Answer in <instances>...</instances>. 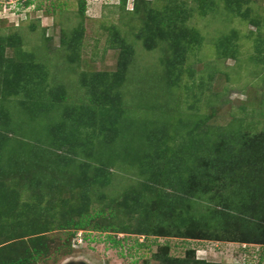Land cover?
Returning a JSON list of instances; mask_svg holds the SVG:
<instances>
[{
  "label": "rangeland",
  "instance_id": "obj_1",
  "mask_svg": "<svg viewBox=\"0 0 264 264\" xmlns=\"http://www.w3.org/2000/svg\"><path fill=\"white\" fill-rule=\"evenodd\" d=\"M201 1L136 0L138 8L133 11L134 0H128L126 6L122 0H85L83 16L80 0H33L29 8L20 6V0H0V37L4 40L0 44V169H14L0 183V253L7 259L23 264H168L163 260L167 255L186 257L193 250L197 259L217 264H245L249 260L264 264V254H260L264 245L236 242L256 239L251 236L258 234L254 219L256 224H264V202L257 198H251L244 210L248 212L254 205L260 215L235 214L230 241L184 239L175 230L167 236H157L155 230L134 235L116 231L123 225L133 229L138 224L126 212L125 199L143 182L141 170H131L137 174L135 178L112 167L108 169L112 179L106 185L90 182L89 187L78 180L85 167L89 166L90 177L102 169L101 159L92 155L90 148L94 146L82 147L83 140L93 130L97 133L102 121L114 122L116 116L124 122L127 118L148 122L153 113L145 109L137 92L148 80L155 83L157 75L164 73L162 62L173 58L174 50L179 48V52L182 46L188 52L182 67L185 70L171 91L181 102L166 134L168 139H177L169 146L181 151L178 134L183 126L192 130L193 122L215 130L244 119L245 125L251 122L252 129L244 130L253 138L263 134L264 63L250 65L247 60L258 42L264 41V0H240L244 1L241 10L247 11L245 17L231 10L235 4L227 0H214L217 6L205 14ZM148 13L151 23L163 16L181 17L177 30L182 29L181 34L187 37H177L180 45H173L170 35L154 23L156 27L151 28L158 33L153 34H159L162 41L154 49H146L140 29ZM120 40L132 51L128 75L134 83L115 87L110 98L121 92V103L110 105L105 115L97 109L94 114H84L90 94L81 83L89 80L102 88L114 81L122 58ZM224 41L228 44L220 45ZM226 50L234 51L236 57H227L231 54L226 56ZM39 66L45 72L47 89L63 86L60 92L64 101L67 99V107H55L51 117L39 116L33 109L37 103L32 105L25 98L27 85L37 86ZM202 83L203 93L198 89ZM191 85L200 93L197 103L186 94ZM51 120L65 121V134L48 132ZM160 126L158 121L155 128ZM10 151L17 153L16 158L8 160ZM153 154V149L147 151L146 147V156ZM250 189L253 192L254 185ZM259 194L261 197L262 192ZM147 196L150 201L155 198ZM79 223L84 227L74 226ZM258 238L264 240V233ZM118 239L120 244L113 241ZM245 246H253L249 254L241 250Z\"/></svg>",
  "mask_w": 264,
  "mask_h": 264
},
{
  "label": "trees",
  "instance_id": "obj_2",
  "mask_svg": "<svg viewBox=\"0 0 264 264\" xmlns=\"http://www.w3.org/2000/svg\"><path fill=\"white\" fill-rule=\"evenodd\" d=\"M227 1L231 5L235 4V7L231 6V10L235 11L238 16H246L244 14L245 11L241 10L244 1ZM122 2L123 6H126L128 0H122ZM134 2L135 8L133 11L138 8V2L136 0ZM79 3L81 4V15L84 16L86 14V2L85 0H80ZM200 3L204 5L202 9L205 11V14L207 11H211L214 6H217L214 0H202ZM32 4L33 0H20V6L25 8L31 7ZM147 19L144 28L140 29L141 38L144 39L146 49H154L155 45L162 41L159 34H153L158 33L155 32L157 31L156 29L151 28L156 27V25L159 27V31L170 35L171 44L173 45H180V39L177 37L182 39L187 37L181 34L182 29L180 32L177 30L182 19L181 17L174 19L164 16L161 19L159 17L154 22L156 25L151 23L153 22V18L149 13ZM115 39L118 41L117 37ZM189 40L193 39L189 37ZM195 40H198L197 37H195ZM0 44H4V40L1 37ZM227 44L228 42L224 41L220 45ZM119 45L122 47V58L119 62L118 71L113 75L115 79L112 83H105L106 86L104 84L100 88L97 82L82 81L81 86L85 88L86 93L90 94V102L86 110H84V114H94L97 109L98 114L104 113L105 115L110 111L112 107L110 105L114 106L117 103H121V92L117 93L118 97L114 96V98H110L115 87L119 88L121 84L123 87H127L129 86L128 82H131V85H133V77L129 79L128 75L132 51L125 46L122 40H120ZM195 45L197 44H192L193 47ZM183 47H181L179 52H177L179 48L174 50L175 56H172L173 58L161 61L164 73L160 76L157 75L155 83L148 80L144 83L143 89L137 92L141 97L140 99L145 109L153 113V115L149 114L148 122L141 121L137 123L132 118H127L128 120L126 119L127 121L124 122V120L120 121V116H116L117 118L114 122L102 121V124L97 125L98 132L96 133V130H93L89 138L83 140L84 145L82 147L89 149L91 146H94V148H90L93 150L91 151L92 155L101 159L102 169L99 172L97 170L93 171L94 174L90 177V168L89 166L85 167V171L79 175L78 180L89 187H91L90 182L95 185L98 183L106 185L112 179V174L108 171L112 167L115 170L123 169V173L129 172L135 178L137 174H133L131 170L142 171L144 180L143 182L141 180L138 191L129 192L130 196L127 195L125 199V205L128 207L126 212L131 214L132 219L136 220L138 224L133 229L129 228L128 225H123L116 232L140 235L144 234V232L150 233L155 230L154 233L157 236H167L170 235L171 231L175 230L176 235L184 239L197 238L198 240L217 241L229 239L230 241L229 235H231V228L234 225L232 224V220L236 217L235 214L243 215L251 213L255 217L260 215L254 205L249 208L248 212L244 208L246 209V206L250 205L248 201L251 198H257L258 202H264V131L262 135L253 138L251 133L250 136L244 130L246 128L252 129V126H250L251 122L250 124H246V126L244 119L235 120V123L226 129L216 128L215 130L193 122L191 124L192 130L186 129L183 126L181 132L178 134L182 141L177 143L180 146L177 147L181 148V151L176 148L172 149L169 146L171 142L177 139H168L166 138V134L167 130L171 128V121L175 117L173 112L178 110L181 102V98H174V94L171 91L178 82L179 75L185 70L182 67L185 65L186 54L188 52L184 51ZM233 53L234 51H224L226 56L231 54V56L227 57H236ZM247 61L250 65L256 61L264 63V41L258 42L256 49H254ZM37 71V86L33 88L31 84H28L25 98L32 105L33 101H35V104L37 103L38 107L35 106L33 109L39 116L51 117L50 113L55 110V107L56 109L58 107V109L67 107V99L64 101L65 95L60 92L63 86L47 89L45 72L40 66L37 68ZM85 78L86 76H84ZM204 86V83H202V86H198L199 91L202 93L205 90ZM178 87L181 88V86ZM194 87L195 85L189 86L186 89V94H190V98L188 99L197 103L201 101L200 93L198 94L194 90ZM166 88L169 89L168 93H166ZM183 99V102H187V98ZM94 106L96 108H93ZM64 110L66 111L67 109ZM78 115L82 116L81 111ZM10 120L11 122L13 121L12 119ZM158 121L161 123V126L155 128V124ZM64 122L58 121L55 123L53 120L49 121L46 126L47 131L49 132L50 130L51 134H65L67 126ZM130 123L132 124L131 126ZM133 135L140 136V138H131ZM73 139L79 141V138ZM146 147L147 151L153 149V157L146 156ZM2 150L3 147L0 143V152ZM16 154L15 151L8 152V160L16 158ZM0 156L2 157L1 154ZM13 170L4 171L0 169V183ZM251 185H254L253 192L250 189ZM168 186L171 188L167 189ZM259 189L262 192L261 197ZM213 193L216 194L212 195ZM147 194L155 198L150 201ZM217 205L221 206L216 208ZM232 208L233 211L230 210ZM261 213H264V211ZM156 215L158 218H156ZM152 218H155V220H152ZM158 223L159 226L156 227ZM253 224L257 226L255 229L258 231V234L264 233V224H256L255 219ZM74 226L78 228L84 227L80 223L74 224ZM258 234L256 236L251 235L252 237H256V239L240 238L236 242L239 241L242 245H249V241H252L253 244L264 245V240L259 239ZM113 241L116 244H120V239ZM251 247L253 246H245L241 250L249 254L248 252L251 251ZM164 249L167 251L168 246ZM263 250L264 248L261 247V256L264 254ZM163 260L167 261L168 264H217L197 259L196 252L193 250H189L186 257L167 255ZM0 264L23 263L15 259H7V256L5 257L4 254L0 253ZM245 264H262V262L261 260L259 262L249 260Z\"/></svg>",
  "mask_w": 264,
  "mask_h": 264
},
{
  "label": "water",
  "instance_id": "obj_3",
  "mask_svg": "<svg viewBox=\"0 0 264 264\" xmlns=\"http://www.w3.org/2000/svg\"><path fill=\"white\" fill-rule=\"evenodd\" d=\"M71 264H75V263H71Z\"/></svg>",
  "mask_w": 264,
  "mask_h": 264
}]
</instances>
